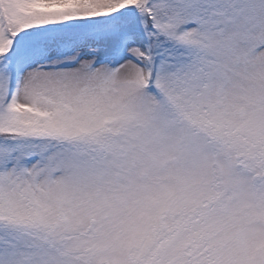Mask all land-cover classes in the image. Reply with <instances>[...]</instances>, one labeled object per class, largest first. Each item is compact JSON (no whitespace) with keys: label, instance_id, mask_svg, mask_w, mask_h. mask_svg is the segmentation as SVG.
Masks as SVG:
<instances>
[{"label":"snow or ice","instance_id":"6c2138e0","mask_svg":"<svg viewBox=\"0 0 264 264\" xmlns=\"http://www.w3.org/2000/svg\"><path fill=\"white\" fill-rule=\"evenodd\" d=\"M0 264H264V0H0Z\"/></svg>","mask_w":264,"mask_h":264}]
</instances>
